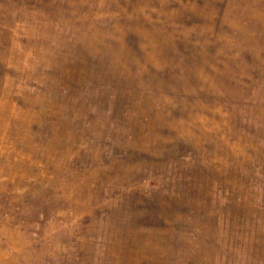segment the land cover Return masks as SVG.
Masks as SVG:
<instances>
[{"label": "rangeland", "instance_id": "374dc122", "mask_svg": "<svg viewBox=\"0 0 264 264\" xmlns=\"http://www.w3.org/2000/svg\"><path fill=\"white\" fill-rule=\"evenodd\" d=\"M0 264H264V0H0Z\"/></svg>", "mask_w": 264, "mask_h": 264}]
</instances>
